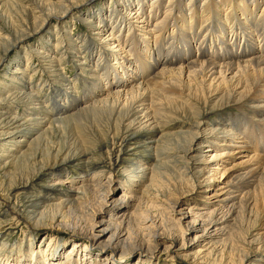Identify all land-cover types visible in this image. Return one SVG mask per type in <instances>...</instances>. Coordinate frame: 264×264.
I'll return each instance as SVG.
<instances>
[{
	"label": "bare ground",
	"instance_id": "6f19581e",
	"mask_svg": "<svg viewBox=\"0 0 264 264\" xmlns=\"http://www.w3.org/2000/svg\"><path fill=\"white\" fill-rule=\"evenodd\" d=\"M91 1L25 8L22 30L12 26L1 45L0 65L46 20L73 18ZM126 1L125 14L84 17L98 25L97 36L111 29L110 48L102 44L98 51L96 41L68 47L76 58L91 60L75 83L76 90L87 84L85 94H69L67 79L61 88L47 85L51 97L38 96L31 81L7 97L38 103L15 120L7 117L9 127L0 123V140L8 146L0 157V197L25 203L31 240L44 229L51 236L44 247H18V259L7 264H124L128 256L135 264H155L159 252L188 264H264V232H258L264 230V204L258 209L264 201V0ZM49 58L55 76L62 59ZM230 107L238 113H224ZM236 142L239 152L232 148ZM207 148L206 164L198 160ZM64 176L81 180L64 184ZM138 176L150 181L147 190L169 199L156 202L147 192L129 212L141 192ZM191 181H208L207 198L232 190L221 193L220 203L181 209L169 193ZM67 185L70 191L61 189ZM259 186L260 202L254 195ZM151 210L160 216H150ZM229 222L237 232L227 229ZM66 230L76 240L67 238L72 242L65 251L58 235ZM7 247L2 243L0 253Z\"/></svg>",
	"mask_w": 264,
	"mask_h": 264
},
{
	"label": "rangeland",
	"instance_id": "374dc122",
	"mask_svg": "<svg viewBox=\"0 0 264 264\" xmlns=\"http://www.w3.org/2000/svg\"><path fill=\"white\" fill-rule=\"evenodd\" d=\"M51 1L54 6L61 5V0H0V40L1 41L3 40L2 42L3 44H0V49L4 46V44H6L7 38H9V34L13 33L11 29L12 26L15 29L22 30L21 28L23 25L22 21L25 19V17L23 16L24 14L23 11H26L25 8L32 10L34 8L33 4H37V5L39 4L38 6L40 8L51 10V8L49 7V4L51 3ZM125 1L126 0H113V1L112 0H95L94 2L91 1L85 5L82 4L84 6L81 5L82 7L79 8V10H75L73 13H71L70 16H72L73 18H67L61 21H58L56 18H50L46 20L42 29L39 31L40 33L38 32L36 33V35L31 36L32 38L28 41L20 42V44L15 49L11 50L10 56L2 60L1 65H0V95L2 94V97H0V100L6 99L4 102L0 103V116H2L0 119V123L6 124L4 127H9L7 125V117L12 120H15L17 115L19 116L20 114L23 113L24 110H27L25 109L26 107L28 109L36 108L35 106L38 103V102H34L36 99H34V101H28L26 104H24V103H19L16 101L12 102L10 101V99L7 98L9 97V95H11V92L13 91L12 89L14 88L16 89L17 87H25L26 86L25 84H28V83L30 84V81H31V85L32 86L34 85L33 89L36 90L38 93H40L38 95L40 97H51L52 94H51V91H49V86L47 85H50V83H52L53 85L61 88L65 85L63 81L67 79L70 80V82L72 83V85L70 86L69 83L66 82V87L70 88L69 94L76 93L78 97L85 94L84 90L87 89V84L80 83L78 86L79 87L78 90H76L75 83L77 82V80L82 79L84 77L80 74L81 65L85 62H89V61L91 62V60L86 61L84 57L76 58L75 56L69 54V52L71 53V51L68 50V47L69 46L75 47L76 45L80 46L84 41L86 42L85 45L86 44L89 45V43L93 44V42L96 41L97 44L98 42L100 43L99 45L100 47L98 49V51H100L102 49V46H101L102 44L104 45V47L107 44H109L108 43L109 41L107 42L108 40L107 38L108 36L111 35V29L107 30L108 33L104 31L105 35L103 33V36H97L96 33L98 31L94 30V27L96 29L98 25L93 24L94 22H91L92 25L91 23L89 24L85 20V18H87V15H89V13L94 14L96 16H100L101 14H103V12H106L107 14L110 13L111 15H113L114 13H116L115 11H121L122 13L125 14L126 10L123 9L122 7L123 6L122 2H125ZM148 1H151V0H148ZM136 4L137 3L134 2L133 5L136 6L135 8H138L139 6H137ZM88 8H90L91 10H89ZM36 16H38L39 19L41 18L40 14H36ZM138 21L131 20V22H134V25H136L137 23H140V21L139 22ZM29 23H30L29 25L34 24L33 20H31ZM129 26H130L129 24H127L126 26L124 24L122 27L123 32L127 31ZM141 26H144V24H141ZM126 33L127 32H125V34ZM104 39H106V41L102 43V40ZM56 47L58 48L56 49ZM85 48L87 47L85 46ZM97 48H98V45H97ZM45 56H48V59H50L49 57H57V58L62 59L61 64L58 65V67H54L55 68L54 72H56L55 76H53L51 72L52 70L48 68L51 66L48 64L50 60L47 61L48 59H44L43 57ZM163 56L164 54L162 55V53L158 54V57H156L157 59L156 61L161 62ZM95 59H97V57H95ZM87 65L88 64H86V66ZM32 74H34V76H32ZM56 81L61 82V83L57 84ZM37 92L34 94H37ZM92 93H94V91ZM33 102L35 104H33ZM229 112H233L232 114H234L237 112V109L234 107L232 108L230 107L228 110L224 111V113H229ZM79 119L81 120L82 118L80 117ZM82 123L83 121H81V124ZM34 126H35V123L30 125V129H35ZM169 128L168 130L172 131L173 129L175 130L176 127L174 126V127H169ZM3 143L4 142L0 140V148H1L0 157H1V154L4 155L2 153V150L8 149V146H3ZM240 145L241 143L239 142H236L233 144L232 148L235 150V152L236 151L239 152L241 151V149H243V148H239ZM211 151L212 149H208V148L205 149L204 151L200 153L199 160L198 159L197 160L198 161L205 160V163L207 164L208 163L207 160L209 159V157H206V155L210 156V154L212 153ZM235 154H238V153H235ZM237 158L238 160L236 162H239L242 159L241 155H238ZM243 159L244 161H246V160H249V157H245ZM64 177H65L64 184H68L71 182H76V181L81 180L80 178H78V176H71V177L64 176ZM205 180L206 178H204V181ZM138 181L140 183L139 186L141 187V192L138 193V195H136V199L132 200L131 204L134 205V207L130 209L129 212L135 210V206H137L136 204H139L140 198L143 195H146L147 192H150L149 195L153 194L152 197L157 198V200L154 198L156 202H165L169 199L166 194L158 193V189H154V187L151 188L150 190H147V186L150 185V181L146 182L144 179L141 180L139 176H138ZM207 182L208 181L201 184V186H197L198 181H194V182L191 181L187 185L179 186L176 189V191H174L175 194L173 193V191H171L169 194L174 195L179 199L181 209H190V208H193L196 203H200V202L212 203L213 205L220 203V199H221L220 196L225 195L227 192L231 193L232 187L228 188L227 191H225L226 189H224L223 191H218L216 192V196L212 195V197L210 196V198L209 197L207 198V193L203 192V190L205 189L204 188L205 184ZM217 183L220 184L219 181ZM61 189L70 191V187L68 185L63 186ZM120 194L121 193H119L118 195L121 196ZM254 195L257 198V200L260 202L262 198L260 186L258 190L255 191ZM0 196H1V193H0ZM17 200L16 201L19 202V204L18 203L16 204L15 200L13 201V203L9 201L7 202L5 198L0 197V247L2 246V243L4 242L6 245H8L7 247L8 249L2 250L0 253V260L2 261V264L4 263L7 264V261H6L7 259L10 262L13 260V258L18 259V255H20V252L18 251V247L23 245V248L25 250V248L27 247L29 243L33 245L34 243L35 244L38 243L37 245L38 247H44L45 240L48 242L50 240L49 238L50 235L47 234L46 229H44V231L42 232L35 234L33 240L30 239L31 229L29 228V224L26 221L27 220L26 214L23 212L28 209L26 208L25 203L20 200V198H17ZM121 202L122 201H119L118 203L120 204ZM263 202L264 201H261V203H259V206H258L259 210L263 209V204H264ZM142 207L144 209H147L149 206L144 204ZM149 215L150 216H160L159 212H157L156 210H151ZM189 220H190L189 218L184 219L183 222H181V226L183 227L186 226ZM233 223L234 222H229L227 224L228 228L227 226L226 228L231 229ZM231 232H237V230L235 228H232ZM258 232L263 233L264 230L260 228ZM58 236H61V239L59 238V244H58V246L61 248L66 247L67 245L69 246V243L72 242V241H69V243L67 244L66 243L67 238H72L76 240V236L72 235V232L67 231V230L66 232L60 231ZM238 238L239 237L237 236H233V244L239 245V243H237ZM79 239H80V236H79ZM86 242L88 243V240H86ZM68 246L64 249L65 251L68 249ZM84 247L85 245L82 246V248ZM11 249L14 250L12 253L9 252V250ZM93 250L95 251V249ZM158 255L159 257H158V260L155 262V264H188L182 260H179L178 258H173V256L165 252L162 254H160L159 252ZM128 257L130 258H127L124 264H135V260L133 259V257L131 256H128ZM78 259H80V257H78ZM260 263L261 262L257 264H260Z\"/></svg>",
	"mask_w": 264,
	"mask_h": 264
}]
</instances>
